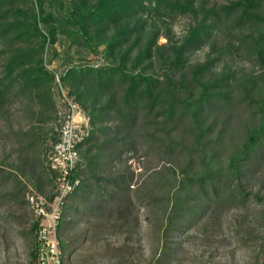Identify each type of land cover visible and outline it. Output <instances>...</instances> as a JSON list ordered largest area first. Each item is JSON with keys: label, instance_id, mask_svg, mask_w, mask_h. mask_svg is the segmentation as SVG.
Here are the masks:
<instances>
[{"label": "rangeland", "instance_id": "rangeland-1", "mask_svg": "<svg viewBox=\"0 0 264 264\" xmlns=\"http://www.w3.org/2000/svg\"><path fill=\"white\" fill-rule=\"evenodd\" d=\"M204 1L207 7H219L229 2ZM77 2L43 0L45 13L50 17L39 22L41 31L47 36L41 56L45 68L54 75L58 74L59 81L55 76L51 88L54 107L43 116L40 112L35 116V119L40 118L33 125L38 139H35L36 151L31 156L38 159L36 165H46L45 148L52 141V136L57 135L60 112L65 109L64 94L77 100L70 86L61 78L63 73L76 66H102L110 62L106 59L105 45L95 47L97 40L89 39L90 34H83L76 25V13L73 11ZM200 3L202 0L194 1L196 7ZM36 7V0H5L0 4V25L7 27L11 21L26 20L32 28ZM259 10L264 12V4ZM203 15L204 12L199 10L196 14H180L164 21L171 28L174 40H181L200 23ZM231 22L232 18L222 15L203 41L187 54L188 63L184 68L177 69L173 74V80L180 88L175 92L180 106L173 115L167 110L166 114L164 111L154 119L155 125L150 130L153 136L145 138L143 121L130 129V121L120 116H114L107 122L111 130L102 131L98 127L104 123L98 120V126L93 127L88 113L80 107L90 130L89 137L80 146L79 164L83 180L91 184L93 190L90 201L97 197L99 187L119 177L126 181L131 179L134 203L126 206L129 208L127 211L115 212L114 218L107 210H92L88 203L82 204V228L76 235L75 202L74 211L70 212V217L59 230L60 236L67 241L63 264L252 262L256 254L252 239L259 236L257 224L252 218L262 207L256 194L264 196V135L254 144L250 142V135L258 128L264 111V62L257 57L252 37L259 24L248 22L242 27H234ZM17 38L18 34L10 32L0 39V63L6 57L23 54L41 41L39 37L28 35L19 38V41ZM239 39L244 41L239 44ZM158 41L165 43L166 38L161 36ZM203 64L205 68L200 70ZM153 70L160 79H165V74L175 69L167 70L157 62ZM160 86L163 87V83ZM21 97L9 99L10 102L4 106L7 120H0V264H31L34 217L26 203V195L38 189L32 185L35 173L29 179V171L27 175L17 171L18 165H22L18 157L24 153L17 148L20 144L18 139L23 136L18 131H26L29 126L23 116L22 103L26 99ZM199 103L201 110L196 119L193 109ZM161 110L162 106H158L155 112ZM114 136L122 140L111 142ZM88 147L91 154L86 158L84 151ZM244 150L248 153L247 165H254V168L251 177L242 182V195L219 201L213 205L215 211L210 212L217 199L209 191L211 179L205 181V190L192 195L190 189L193 186L201 187L196 177L200 173L224 170L223 183L236 193L238 180L228 166L231 159ZM146 179L165 187L175 183L170 195L179 198L180 209L166 229L161 228V211H148L139 200ZM40 186L45 193L52 191L49 180H43ZM187 198L192 203L205 201L208 209L184 221L181 214ZM240 213L242 217L237 218ZM119 214L124 217L118 218ZM241 230L251 233L250 246L242 244L236 234ZM33 264L37 263L34 261Z\"/></svg>", "mask_w": 264, "mask_h": 264}, {"label": "trees", "instance_id": "trees-1", "mask_svg": "<svg viewBox=\"0 0 264 264\" xmlns=\"http://www.w3.org/2000/svg\"><path fill=\"white\" fill-rule=\"evenodd\" d=\"M4 1L0 0V4ZM36 1L37 9L33 10L32 28L26 20L23 22L11 21L7 27L3 26L4 24L0 25V39L10 32H15L18 34L16 39L18 41L25 35L39 37L41 40L37 46L25 50L23 54L6 57L0 63V120H7L4 106L10 102V98L22 96V99H26V102L22 103L25 114L23 116L25 117V124L29 126L26 131H18L24 137L20 136L18 139L20 144L17 147L19 151L22 149L24 152L18 157L22 165H36L38 161L37 158L31 156V153L36 151L37 141L35 139H38L37 133L33 132L35 127L33 125L40 119L39 117L35 119L36 113L40 112V116H43L45 112L54 107L51 88L55 75L43 65L41 54L45 51L47 36L44 35L39 26V22L47 21L50 15L45 13L43 0ZM76 1H78L76 10L73 11L76 13V25L83 34H90L89 39L97 40L95 47L100 44L105 45L106 59L110 62L102 66L72 67L64 72L61 78L70 86L71 93L76 95V101L82 110L84 109L83 111L88 113L91 125L93 127L98 126V120H100L104 125H100L98 128L105 132L112 129L107 122L114 119V116H120L122 119L130 121V129L143 121L142 128L145 138L147 139L150 135L153 136L154 133H150V130L155 125L154 119L158 115H162L164 111L166 114L167 110L171 111V115H173L180 106V101L175 95V92L179 91L180 88L176 86L173 74L177 69L184 68L185 64L188 63L187 54L203 41L204 36L209 34V29L214 23L221 20L222 15L232 18L231 23L234 27H242L248 22H254L257 26L259 24V29L252 37L254 38L257 57L264 62V12L259 10L264 4V0H229L228 3L219 7L214 5L207 7L204 0L198 7L194 4L195 0ZM199 10L204 12L200 23L193 27L189 34L181 40H174L172 30L164 20L185 13L196 14ZM161 36L166 38L165 43H159L158 39ZM53 39L54 37H52ZM241 41L244 39H239L238 43L241 44ZM157 62H160L167 70H175L172 73H166L165 79H160L153 70ZM200 67V70H203L205 65ZM161 83H163V87L160 86ZM166 95L169 97H165ZM158 106H162V110L156 113L155 110ZM200 110L201 104L199 103L193 109L196 119ZM89 135L90 130L87 137L78 145L79 153L81 144L87 140ZM263 135L264 111L258 128L250 135V142L252 144L258 142ZM51 140L45 148V155L52 144L58 140V132L56 136H52ZM121 140L115 136L111 138V142ZM90 154L91 148L88 147L84 151V155L88 158ZM247 154V150H244L241 155L231 159L228 166V169L232 170L238 180V184L235 186L236 193L223 183L224 170H216L217 172H210L209 174L200 173L196 178L200 181L201 187L193 186L190 189V194L196 195L200 193L201 189L205 190V181L210 178L212 183H210L209 191L217 198L211 205L210 212L215 211L213 205L219 201L230 197L236 199L237 196H241L244 191L242 182L251 177L252 168H254V165H247ZM44 167L48 180L52 184V191L44 195L51 200L56 194L57 173L51 170L47 164ZM75 175L81 177V181L66 197L57 230L62 264L67 241L60 236L59 230L62 229L65 220L70 217V212L74 211L75 202L76 235L80 234L82 228L83 217L80 215L83 211L82 204L87 205L88 203L92 210L100 208L103 209L102 211L107 210L109 216L114 218L115 212L127 211L129 208L126 206L129 207L134 203L132 199L133 190L130 187L131 179L126 181V179L118 177L104 187H99L97 197L90 201L89 198H91L93 190L91 184L88 185L83 180L80 165ZM152 181L145 180L144 191L139 200L148 208V211H161V228L166 229L173 222L177 211L180 209L179 198L170 195L171 188L175 183L165 187L154 184ZM37 192H40L39 189ZM237 193L239 194L236 195ZM256 198L261 202L262 207L257 210L252 218L257 224L259 236L252 239L256 254L250 264H264V196L257 193ZM183 203L184 212L181 217L184 221L193 217V214L196 215L198 212L208 209L206 208L208 205L203 200L199 203H192L187 198ZM79 204L81 205L79 206ZM119 215L118 218L124 217L123 214ZM241 217L242 214H238L237 218ZM37 227L38 220L34 219L30 249L31 264L34 261L39 264L37 259ZM236 234L240 236L242 244L250 246L248 242L251 233L241 230L237 231ZM168 248L171 249L172 247ZM169 253L168 251L167 254Z\"/></svg>", "mask_w": 264, "mask_h": 264}, {"label": "built area", "instance_id": "built-area-1", "mask_svg": "<svg viewBox=\"0 0 264 264\" xmlns=\"http://www.w3.org/2000/svg\"><path fill=\"white\" fill-rule=\"evenodd\" d=\"M55 76L59 81V75ZM63 102L65 109L60 112L58 140L46 154L47 166L57 173L56 194L51 200L35 190L26 195V203L34 219L38 220L36 233L39 264H62L58 224L67 195L80 184L81 177L75 175L80 163L78 145L89 133L78 102L65 94Z\"/></svg>", "mask_w": 264, "mask_h": 264}, {"label": "crops", "instance_id": "crops-1", "mask_svg": "<svg viewBox=\"0 0 264 264\" xmlns=\"http://www.w3.org/2000/svg\"><path fill=\"white\" fill-rule=\"evenodd\" d=\"M17 171L22 172V174L24 175H27V171H29L30 172L29 179H31V174L35 173V176H34L35 179L33 178L32 185H34L37 189H39L40 193L48 194V193H45L46 191L44 190V188H41L40 186L43 180H45L46 182L48 180L44 165H18Z\"/></svg>", "mask_w": 264, "mask_h": 264}]
</instances>
